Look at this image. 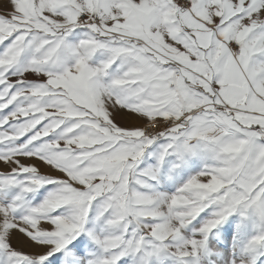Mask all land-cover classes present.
Segmentation results:
<instances>
[{
	"label": "snow or ice",
	"instance_id": "1",
	"mask_svg": "<svg viewBox=\"0 0 264 264\" xmlns=\"http://www.w3.org/2000/svg\"><path fill=\"white\" fill-rule=\"evenodd\" d=\"M0 264H264V0H0Z\"/></svg>",
	"mask_w": 264,
	"mask_h": 264
}]
</instances>
